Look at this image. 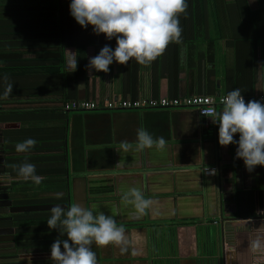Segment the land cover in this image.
<instances>
[{
	"label": "crops",
	"instance_id": "obj_1",
	"mask_svg": "<svg viewBox=\"0 0 264 264\" xmlns=\"http://www.w3.org/2000/svg\"><path fill=\"white\" fill-rule=\"evenodd\" d=\"M187 3V14L180 16L181 44H169L150 66L134 59L126 66L114 61L108 73L90 71L87 65L104 45L114 50L115 38L94 34L91 26L81 28L75 21L74 43H55L57 50L64 51V60L54 70L49 62L26 70L19 67L17 56L4 60V30L0 27V96L5 88L2 75L7 74L13 83L12 95L0 99V264L55 262L50 259V245L20 246L32 234L19 223V217L26 215L18 213L50 212L57 204L67 209V201L56 204L54 199L61 194L67 200L68 185L70 205L98 209L125 226L127 251L93 244L97 264H152L166 257H176L177 264H264V251L250 249L257 238L264 245V167L256 166L250 173L243 160L236 158L237 144L219 145V124L211 119L215 117L200 116L193 108L100 107L67 112L62 106L68 82L62 72L72 70L70 61L77 58L81 46L77 42L85 41L84 59L77 60L82 69L74 73L78 100H119L145 94L217 96L235 88L247 97L263 92L264 0ZM83 37L88 39L82 41ZM65 38L61 37L63 42ZM25 49H16L22 53L21 60L33 61L35 54ZM20 72L28 74L20 77ZM80 84L83 89L78 88ZM141 128L154 136L163 135L166 148L136 151V132ZM28 138L36 140L35 147L17 152L16 144ZM238 139L235 134L234 140ZM121 141L132 146L128 152L121 149ZM25 162L45 177L40 185L30 181L33 186L27 187L28 183L16 178L17 170L10 165ZM206 167H215L214 174ZM56 173L58 180L61 174L64 179L58 191ZM132 187L153 201L144 216L137 217L132 205L122 203V193ZM15 197L53 201L40 209L19 210ZM152 236L169 247L162 245L160 256L151 251Z\"/></svg>",
	"mask_w": 264,
	"mask_h": 264
},
{
	"label": "clouds",
	"instance_id": "obj_2",
	"mask_svg": "<svg viewBox=\"0 0 264 264\" xmlns=\"http://www.w3.org/2000/svg\"><path fill=\"white\" fill-rule=\"evenodd\" d=\"M70 14L81 28L92 27L96 35L103 34L107 40L115 38V49L104 45L99 53L90 58L88 69L108 73L110 65L126 66L134 59L138 64L150 66L167 49L169 44L182 43L180 16L187 14V0H71ZM71 72L77 68V58L70 61ZM5 82L3 95L7 99L12 95L13 83L8 82L7 74L2 75ZM83 89L84 85H78ZM242 91L235 88L222 98V110L212 113L214 123L219 124L218 143L222 147L237 144L236 158L242 159L248 172L256 166L264 167V103L258 100L245 102ZM83 100V99H80ZM88 100V99H86ZM102 102V101H99ZM239 139L234 140V135ZM136 151L155 147L159 151L166 148L167 140L163 135L154 136L146 129L136 132ZM36 140L28 138L16 144L17 152H28L36 145ZM128 141H121V149H131ZM17 170V179L31 181L40 185L45 177L36 174L31 163L10 165ZM214 174V170H211ZM61 194H57L59 199ZM124 206L132 205L135 215L147 214L153 201L145 198L141 189L132 187L122 193ZM47 220L50 230L60 233L50 248V259L56 264H97L92 245L106 247L114 245L126 252L128 239L124 225H118L116 219L103 212L82 207L78 203L67 209L57 204L50 209ZM66 234L67 239H61ZM253 253L264 251L259 238L250 244Z\"/></svg>",
	"mask_w": 264,
	"mask_h": 264
},
{
	"label": "trees",
	"instance_id": "obj_3",
	"mask_svg": "<svg viewBox=\"0 0 264 264\" xmlns=\"http://www.w3.org/2000/svg\"><path fill=\"white\" fill-rule=\"evenodd\" d=\"M26 3L30 4L25 5ZM70 3L71 0H0V27L3 26L4 30V32L2 31L1 37L5 39L2 45L6 50L5 54H3L1 57H3L4 60H14V58L17 56L19 58V63L17 62L19 67H23L26 70L31 68H34L35 70L39 69L46 64L45 62H49L53 70L55 68H58V65H61L63 63L64 51L57 50L56 47L58 46H56L55 43H59L60 46H68L71 42L74 43L75 41L73 40V37L71 35L73 33L72 28L75 27L76 23L75 19L70 14ZM66 29H68V31L64 32L63 30L66 31ZM65 35V42H63L61 37ZM86 39L88 38L83 37L81 40L85 41ZM77 43L81 45L77 47V60H81L84 59L82 58V55L84 56L83 46L87 42H83L85 44L79 42ZM18 47H24L26 48V51L35 54V59L33 61L30 59L21 60L22 53L16 51ZM78 69L80 71L82 68L80 69V67H77L76 70ZM71 71L63 70L62 72V75L65 72V77H67L68 80L65 91L67 99L62 102L63 108H65L66 104H70L72 103V101L76 100V97L74 96V82L76 81L74 76L75 71ZM27 74L28 73L26 72L24 74L20 72L18 75L20 77H24ZM70 110L72 109H66L67 112H69ZM55 176V186L58 191L60 187L61 189H63L62 187L64 184V179L62 178V174L61 179L59 180L57 173L55 174ZM25 183H28L27 187L33 186L30 181ZM22 187L26 188V186L23 184ZM67 194V200L66 196H60V201H58V199H54L56 204H62L67 201V206L69 207V185ZM15 198L16 200L14 202V206L19 210H23L24 208H26V210L28 208H34L35 210L40 209L37 207H40L42 204L47 205L48 201H50L51 203L53 201V199L47 201L44 200V202L38 201V199L35 201H28L20 198L18 200L17 197ZM15 214L16 213H14L13 215ZM19 215H26V217H19V223L20 225H23V229H25L27 234H32H28V238L30 241L24 242L22 244L20 243V246L31 247L46 244L51 246L55 239L60 236V233L57 229L50 230L48 228L47 220L50 218L49 211H20L18 213V216ZM22 235L25 236L26 234L23 233ZM60 238L67 239V236L65 234ZM43 240H45V242L41 243L40 241ZM167 240L170 239L168 238ZM162 245L164 249L169 248L168 246H164L163 240H161V238L156 239L154 236L150 237V246L153 254L160 256ZM52 264H56V262H52ZM152 264H177V258L166 257L163 260H154Z\"/></svg>",
	"mask_w": 264,
	"mask_h": 264
},
{
	"label": "built area",
	"instance_id": "obj_4",
	"mask_svg": "<svg viewBox=\"0 0 264 264\" xmlns=\"http://www.w3.org/2000/svg\"><path fill=\"white\" fill-rule=\"evenodd\" d=\"M228 94V93H227ZM227 94H219L217 96L207 95V94H193L185 95L182 97L178 96H158L154 97L150 94H145L142 96H137L135 98H124L119 100H105L102 102L96 100H74L70 104H66V109L80 110V111H90L98 110L100 107L104 109H128V110H138V109H174V108H193L197 111L200 116L203 117H213V111H217L218 108H222V98ZM245 102L249 100H258L264 103V93L261 92L255 96L247 97L242 95ZM206 124H208L206 122ZM218 125V123H215ZM208 172L215 171V167L204 168Z\"/></svg>",
	"mask_w": 264,
	"mask_h": 264
},
{
	"label": "water",
	"instance_id": "obj_5",
	"mask_svg": "<svg viewBox=\"0 0 264 264\" xmlns=\"http://www.w3.org/2000/svg\"><path fill=\"white\" fill-rule=\"evenodd\" d=\"M263 93H264V91H263ZM230 263H231V264H235V263H233V262H231V261H230Z\"/></svg>",
	"mask_w": 264,
	"mask_h": 264
}]
</instances>
